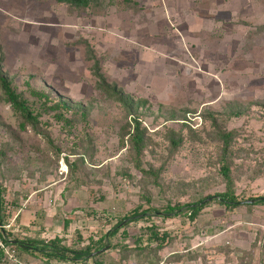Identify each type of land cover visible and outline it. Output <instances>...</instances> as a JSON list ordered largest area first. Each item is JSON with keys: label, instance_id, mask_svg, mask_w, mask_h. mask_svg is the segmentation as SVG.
Listing matches in <instances>:
<instances>
[{"label": "rangeland", "instance_id": "rangeland-1", "mask_svg": "<svg viewBox=\"0 0 264 264\" xmlns=\"http://www.w3.org/2000/svg\"><path fill=\"white\" fill-rule=\"evenodd\" d=\"M0 71L29 100L26 82L87 118L68 131L43 115L50 143L0 94L9 238L77 249L104 236L103 264H264V203L246 202L264 196V0H0ZM134 119L157 176L134 164ZM226 133L232 210L214 197ZM202 199L194 219L153 210ZM152 230L166 234L159 249ZM4 247L0 264H76Z\"/></svg>", "mask_w": 264, "mask_h": 264}, {"label": "trees", "instance_id": "trees-1", "mask_svg": "<svg viewBox=\"0 0 264 264\" xmlns=\"http://www.w3.org/2000/svg\"><path fill=\"white\" fill-rule=\"evenodd\" d=\"M59 3H67L75 7H88L93 4L96 0H56ZM27 86V95L31 99L29 100L22 93L18 92L16 87L12 84L11 79H9L4 73L0 71V94L1 99L9 105L10 109L13 111L15 116L18 119V128L20 130H26L28 127L34 128L38 134L46 136L40 129L38 125L41 123V117L43 115L52 116L57 122L61 123L63 128H66L68 131H71L78 120L86 121V112L79 106L73 105L68 99L63 97H57L56 99L51 97V95L44 90H40L32 87L28 82L25 83ZM133 131L130 134L131 147L134 154V164L136 168L142 171L145 174L155 175L151 169H144L142 167V148L144 143L145 129L140 126L139 121L136 119L133 120ZM48 142L51 143L48 136H46ZM221 140L223 143L222 146V164L220 167V174L223 177L226 185V190L214 195L215 198H218L220 203L225 206L227 210H232L238 206L242 201L237 199L236 195L233 192V181L230 175L229 164L225 160L226 153L230 146L231 133H226L221 135ZM67 160V159H66ZM67 165L70 166L69 162ZM1 186H0V223L2 224V211L4 207L2 206L1 199ZM253 199V198H252ZM254 201L258 203H264V196H258L254 198ZM204 199L197 202L185 203V204H176V205H167L164 210L153 209L155 214H159L162 217L169 216V214H177L182 212L184 209L188 214L190 219H194L198 216L199 212L204 206ZM150 209L144 210L141 214L148 212ZM137 214V210L133 211L131 217L121 218L113 229H110L105 234L106 237L114 236L122 222L126 218H133ZM166 234L158 235L157 231L152 230L151 239L152 241L159 240V243H156L155 249L162 247L163 240H165ZM102 236L98 241L95 242L93 246H86L77 249H70L65 244H63V239L59 236H55L52 239L46 241H41L33 238L17 239L9 238V236L4 234V231L0 230V240L2 245H0V263L2 257L5 255L4 245H11L13 248L41 255L46 257L47 260L57 259L59 261H72L74 263L81 264H103V260L99 257L102 255L98 252L103 249L105 244L103 243ZM99 253V254H98ZM155 262L154 260H150Z\"/></svg>", "mask_w": 264, "mask_h": 264}, {"label": "water", "instance_id": "water-1", "mask_svg": "<svg viewBox=\"0 0 264 264\" xmlns=\"http://www.w3.org/2000/svg\"><path fill=\"white\" fill-rule=\"evenodd\" d=\"M253 201H254V199H247V200H246V202H248V203H252ZM103 249H104V248H103ZM103 249L99 250L98 252L103 251Z\"/></svg>", "mask_w": 264, "mask_h": 264}, {"label": "built area", "instance_id": "built-area-1", "mask_svg": "<svg viewBox=\"0 0 264 264\" xmlns=\"http://www.w3.org/2000/svg\"><path fill=\"white\" fill-rule=\"evenodd\" d=\"M2 226H3V225L0 223V229L2 228Z\"/></svg>", "mask_w": 264, "mask_h": 264}]
</instances>
